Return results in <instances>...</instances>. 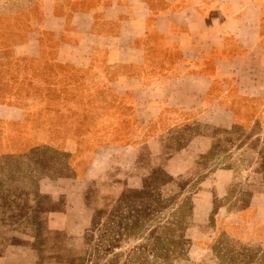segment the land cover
<instances>
[{"label": "rangeland", "instance_id": "374dc122", "mask_svg": "<svg viewBox=\"0 0 264 264\" xmlns=\"http://www.w3.org/2000/svg\"><path fill=\"white\" fill-rule=\"evenodd\" d=\"M40 4L0 0V264H264L239 216L264 192L261 125L159 132L111 89L83 95L53 55L15 53L34 28L56 46ZM67 197L87 224L48 229Z\"/></svg>", "mask_w": 264, "mask_h": 264}, {"label": "crops", "instance_id": "0c3cea01", "mask_svg": "<svg viewBox=\"0 0 264 264\" xmlns=\"http://www.w3.org/2000/svg\"><path fill=\"white\" fill-rule=\"evenodd\" d=\"M40 3L41 21L33 24L56 46H43L34 28L15 53L53 55V62L82 76L77 86L83 95L111 89L120 102L135 104L136 117L162 122L159 132L204 120L227 128L257 123L264 134V0ZM66 200L65 209L49 217L48 229L87 224L91 210ZM263 200L257 191L239 216L252 213L264 233Z\"/></svg>", "mask_w": 264, "mask_h": 264}]
</instances>
